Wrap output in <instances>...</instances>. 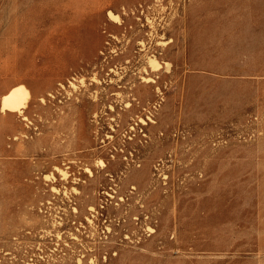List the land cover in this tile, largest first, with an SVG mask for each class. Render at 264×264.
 <instances>
[{
  "label": "rangeland",
  "instance_id": "obj_1",
  "mask_svg": "<svg viewBox=\"0 0 264 264\" xmlns=\"http://www.w3.org/2000/svg\"><path fill=\"white\" fill-rule=\"evenodd\" d=\"M18 84L0 264H264V0H0Z\"/></svg>",
  "mask_w": 264,
  "mask_h": 264
},
{
  "label": "bare ground",
  "instance_id": "obj_2",
  "mask_svg": "<svg viewBox=\"0 0 264 264\" xmlns=\"http://www.w3.org/2000/svg\"><path fill=\"white\" fill-rule=\"evenodd\" d=\"M112 13V12H109ZM112 15V14H111ZM113 16V15H112ZM117 15H115L116 17ZM148 65L151 71H157L160 69V63L157 57L153 54L149 56ZM146 81H154L151 78H146ZM30 92L26 86L23 84H18L11 87L7 92L1 95L0 98V110L1 111H11V112H18L22 113L26 108V103L29 98ZM63 174L66 171L60 169Z\"/></svg>",
  "mask_w": 264,
  "mask_h": 264
}]
</instances>
